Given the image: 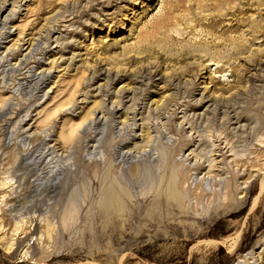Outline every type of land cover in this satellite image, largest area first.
Instances as JSON below:
<instances>
[{"label": "rangeland", "instance_id": "1", "mask_svg": "<svg viewBox=\"0 0 264 264\" xmlns=\"http://www.w3.org/2000/svg\"><path fill=\"white\" fill-rule=\"evenodd\" d=\"M219 1L223 0H0L5 8L0 22L13 2L19 7L5 26L4 32L10 38L0 41V51L4 52L15 42L16 48L30 42L33 51L28 57L29 66L34 67L32 63L38 60L43 70H50L45 85L49 93L44 99L15 91L25 70L19 73L24 76L5 77L8 89L0 99L7 101L6 116L0 120V264H264V125L259 127L261 120L251 118V126L261 129L257 130L256 141L253 140L246 153L252 154L249 158L254 166L249 169L252 180L248 184V198L240 210L230 213L221 212L224 202L215 204L216 208L213 205L216 196L225 194L224 180L218 189L212 187L213 181L197 189L201 177L192 175L188 183L178 188L181 208L166 195L165 189L172 179L167 170L170 150L173 148L175 157L179 156L174 165L177 173L181 170L179 160L183 156V161L195 149L184 148L185 137L198 141L195 130L182 123L181 109L172 121L173 132H167L170 141L163 154L158 157L152 151V159H157L145 170L136 172L128 165L122 171L119 163H113L109 175L129 196L125 198L123 216L102 218V210L97 207L100 186L93 182V172L104 166L93 165V157L80 148L75 150L77 146H84V139L77 131L81 118L100 109L99 97H87V102L81 103L83 97L78 94L96 71H106L114 78L112 90L128 91L124 97L129 99L138 87L145 90L139 102L153 111L152 114L160 113L180 98V94L173 93L176 83L185 86L183 92L188 94V98L179 102L188 114L200 119L208 116L212 104L243 96L251 86L263 88L264 98V0H232L225 10L216 12L214 8ZM47 28L50 30L46 35L43 31ZM57 38L67 45L55 47ZM233 39L235 46L228 48H235L243 40L242 54L233 55L230 50L222 59L210 57L209 49L214 45L228 51L227 42ZM203 48L208 53H203ZM143 71L152 79L146 88L131 81L132 76ZM104 82L105 77L98 75L92 82L93 88ZM71 90L75 95L69 99ZM68 100H76L77 108L82 110L80 119L72 123L73 135L64 126V120L72 115L65 111L55 116L59 106ZM42 109L44 112L38 116ZM80 111L73 115H79ZM116 112L119 122L131 118L124 110ZM240 112L237 110V114ZM261 113L264 122V110ZM242 115L244 120L239 126L249 121L245 111ZM95 116L100 117L98 112ZM139 120L137 116V127L129 139L134 138L138 143L146 142L148 135L155 136L151 144L154 150L155 126L146 121L142 126ZM5 124L7 135L2 137ZM180 124L181 131L176 128ZM213 124L210 121L203 129L206 136H210L209 130L214 132ZM160 127L163 128L159 124L157 129ZM49 134L52 137L45 140H51L49 144L55 146L58 155L64 143L62 137L72 136L67 142L69 145H64V162L68 160V167L80 157L83 165L71 170L74 176L67 175L69 181H65L64 190L44 202L43 207L24 201L15 213L11 201L24 199L22 189L32 182L18 177L16 158L34 149ZM229 155H225V164L233 168ZM213 158L217 162L221 160ZM242 171L239 167L233 170L239 175ZM183 172V176L192 174ZM206 172L207 169L202 174ZM214 175L222 177L220 172L214 171L211 178ZM222 179L228 180L230 175ZM203 210L208 215L203 216ZM195 214L198 218H194ZM251 256L253 260H249Z\"/></svg>", "mask_w": 264, "mask_h": 264}, {"label": "bare ground", "instance_id": "2", "mask_svg": "<svg viewBox=\"0 0 264 264\" xmlns=\"http://www.w3.org/2000/svg\"><path fill=\"white\" fill-rule=\"evenodd\" d=\"M229 3L231 5L232 0H223L222 3L219 1L216 8H214V11L218 12L219 10H225V6H228ZM16 4L17 2H13L11 4L10 11H8L7 15L4 16L3 20L0 22V41H6L10 38L9 33H5L4 30L6 24L15 17V11L19 10V7H16ZM228 9L232 10L233 7H229ZM4 12V2H1L0 14H3ZM221 14L222 12L220 15ZM49 30L50 29L47 28L43 32L47 35ZM40 38H42V36H40ZM242 42L243 40H241L238 46L231 49L228 47L235 46L236 40H228V46L225 47L229 49L228 51H224V48H218V45H214L215 47H213V49H209L210 57L222 59L224 58L225 52V56H227V53H229L230 50H233V55L234 53L242 54L244 50V45H242ZM16 44L17 42L7 49L4 48V52L0 51V99L8 89L5 88V83L7 82L5 77L14 74L19 75V73L23 72L24 70L25 76L22 74L19 75L24 77L18 80L19 83L14 87L15 91L22 93L23 96L27 95L36 98L40 97V99L46 98L49 91H45V85L49 81L50 70H43L42 64L38 60H34L32 63L34 67L29 66L27 63L28 57L33 51V47L30 42L27 43V46L24 44V46L20 48H16ZM64 45L67 44L64 41H61V39L57 38L55 41V47L59 48ZM1 47L2 46H0V50ZM15 48L17 49V52H15ZM203 53H208V50L203 48ZM98 75L104 76L105 82L104 85L98 86L94 89L92 82L97 78ZM151 80V77H149L144 71L140 74L132 76L131 79L133 83L139 84L142 88L148 87L151 83ZM113 81L114 78L107 75L106 71H96L92 73L89 79L86 81L83 91L78 93L81 97H83L81 103L87 102V97L95 96L100 98L98 101L100 102V109L97 111L100 117L95 116L97 112L93 111L89 112L86 116H83L80 120L81 122L77 131L84 139V146H77L75 150L77 151L80 148L83 153H86L89 157H93V165L98 166L100 164L104 166V168L100 169V171L97 170L96 172H93V182H96V184L99 183L100 186L99 197L97 194V207L102 210V218L109 220L114 217L113 215L118 216L121 214V216H123V211L126 204L125 198H129L127 194H124L125 192L122 190L121 185L114 180L115 178H112L111 175H109V172L113 167V163H119V167H121L122 171H124V167H128V165H132L131 167L133 168V171L136 172L140 171L141 168L142 170H145V167L157 159H152V151L156 152L158 157L159 154H163L162 152L164 147H166L165 145L170 141L167 139V132H173L174 129L172 121L180 109L182 110L180 112L182 114V123L185 122V124L190 125L191 131L195 130L194 134L197 135L198 141L195 143L194 141L196 139H193L192 137H185L186 140L184 143V148L195 147V149L190 151V159V156H187L183 161H181V159H183L182 156V158L179 160L181 170L177 173H175L174 165L178 163L177 158L179 156L177 155V157H175L173 148H170L171 150L169 149L170 164L167 167V170L170 171L172 179L168 187L165 189V192L167 193L166 195L176 203L178 208H181L180 205L182 203V197L178 192V188L188 183V180L191 179V176L195 175L196 178L197 176L201 177L198 178L200 182L197 189L202 188L203 183L207 184L211 181H213L212 187L218 189L219 186L223 184L221 181L224 180V183L226 184L225 194L222 195L223 197L220 195L216 196V199L213 202L215 208L216 205L218 206L220 204V202L225 203L222 204L223 211H221L225 213L240 210L243 207L249 194L248 184L251 183L252 180V175L249 173V169L254 168L252 161L249 158L252 154L246 153L247 149L252 144L256 133L258 132L257 130L261 129H255L251 126V118L255 117L261 120L259 122V127L264 125L261 113V111L264 110V98L262 92L263 88L251 86V89L248 91V93L244 94L243 96L233 97L225 103H214L210 106V111L207 112L208 116H206V118H204V116L202 119H200L195 115L188 114L186 112L187 109H185V106H182V102H179V100L188 98V94L183 92L186 87H183V85H180L179 83L173 85V93H175V95H177V93L180 94V98L176 100L173 105L163 108L160 113L152 114L153 111L144 108L142 103L139 102V96H141L145 90L138 87V89L134 90L135 93L133 95L131 94L132 96L129 99L128 96L124 97L125 93L128 91L112 90ZM92 92L95 93V95H93ZM139 92L140 95L137 96ZM74 95L75 91L71 90L69 92L68 98L71 99ZM126 104H129V106L125 107ZM6 107L7 101L0 100V120L6 116ZM171 108L173 109L172 111L170 110ZM43 109L37 113L38 116L44 112ZM119 109L131 114V118L129 120L119 122L117 119L118 114L116 112ZM80 110L81 108H77L76 100H68L65 104L59 106L55 115L58 116L65 111L67 112V115H72L69 119L67 118V120H64V122H66L64 126L68 127L69 133L72 135L75 132L72 123L75 119H80L79 117L82 113V110ZM237 110L241 111L240 114H237ZM77 111H80L77 113L79 115H73ZM243 111L247 113L249 121L246 120V125L239 126L240 121L244 120V116L242 115ZM169 112L171 113L169 114ZM151 115L153 116L152 118H150ZM137 116H139V121L142 123V126L144 125V121L150 122L155 126L153 128V132L156 135V148L154 150H151L153 148L151 144L155 142V136L152 138L148 135L146 142L142 140L138 143H135L134 138L129 139V137L134 134V130L137 127L135 123ZM210 121H213L215 130L214 132H209V130L207 133L211 134L210 136H206V132H204L203 129L207 127L208 124H210ZM159 124L162 125V129L161 127L160 129H157ZM181 125L182 124L176 126V128L179 127V131H181ZM6 130L7 128L5 124L2 127V137L7 135ZM49 137L52 136H50V134L45 135L34 149L31 148L30 150H26L23 152V154H20L19 157L16 158V172L20 173L18 177H23L25 181L32 179V182L27 184L24 190L22 189L24 192V199L20 200L19 198H14V201H11L12 210H14L15 213L20 211L24 201H26V203L35 205L36 207H43L44 202L54 198L59 192L64 190L65 181H69L67 175L74 176L71 170L83 165V160L80 157H76L73 164L68 166L69 168L66 165L68 160L64 162V159L66 158L64 157V145H69L67 142L72 138V136H66L64 138L62 137L64 143L62 147H60V155L55 152V146H50L49 141L51 140H45V138ZM211 138L215 141L211 142ZM129 140L132 141L130 142ZM5 141L7 142V140ZM5 141L3 146L6 145ZM257 141L258 144H262L260 140ZM216 143L218 145H216ZM175 145L176 144H174L173 147H175ZM227 153H230L229 156L232 157L231 164H233V168L225 164V155ZM100 155L102 157L97 160V157ZM213 157L220 158V162H217ZM203 163H207L206 168L203 167ZM218 164L221 165V167L217 166ZM238 167L239 169L243 170L242 174L240 175L238 173L239 170L236 173L233 172L234 168ZM205 169H207V172L202 174ZM230 169L232 171H230ZM183 171H187V173L192 174L189 177L183 176ZM214 171L222 173V177L229 174L230 179H222L221 176L216 175L211 178ZM75 185H77V183ZM201 191L203 193V190ZM202 198V195H200V199ZM257 201L258 200L256 198L251 208L252 212L255 209ZM205 215H208L207 210L204 211L203 216ZM94 218L95 217L93 216V219ZM194 218H198V215L195 214ZM208 218H212V216H209ZM245 258L246 256L244 259ZM253 259L254 257L251 256V259L249 260ZM244 263L247 264L246 262Z\"/></svg>", "mask_w": 264, "mask_h": 264}]
</instances>
